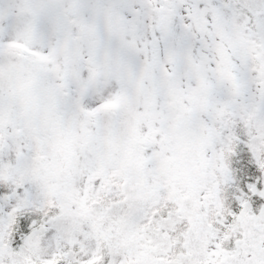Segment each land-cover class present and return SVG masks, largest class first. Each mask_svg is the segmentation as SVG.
Instances as JSON below:
<instances>
[{
    "label": "snow or ice",
    "instance_id": "1",
    "mask_svg": "<svg viewBox=\"0 0 264 264\" xmlns=\"http://www.w3.org/2000/svg\"><path fill=\"white\" fill-rule=\"evenodd\" d=\"M0 264H264V0H0Z\"/></svg>",
    "mask_w": 264,
    "mask_h": 264
}]
</instances>
